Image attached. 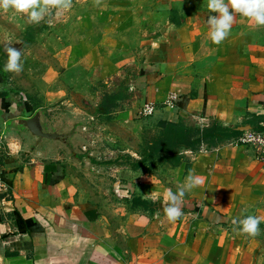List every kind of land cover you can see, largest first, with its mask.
<instances>
[{"label":"crops","instance_id":"obj_1","mask_svg":"<svg viewBox=\"0 0 264 264\" xmlns=\"http://www.w3.org/2000/svg\"><path fill=\"white\" fill-rule=\"evenodd\" d=\"M157 2L165 21L154 39L112 53L106 64L69 60L67 88L54 85L42 104L0 92L7 132L0 167L9 187L0 196V264H264L261 241L238 223L253 215L264 227V162L239 143L243 134L203 138L214 127L264 130V26L236 12L217 45L207 20L219 14L208 0ZM171 94L179 96L175 108L165 106ZM150 103L157 110L143 117ZM31 119L45 137L31 133ZM153 122L161 138L174 128L197 143L135 169L129 163L158 142ZM74 153L112 172L119 195L148 206L90 198ZM189 173L204 183L185 193L183 215L169 221L165 193Z\"/></svg>","mask_w":264,"mask_h":264},{"label":"rangeland","instance_id":"obj_2","mask_svg":"<svg viewBox=\"0 0 264 264\" xmlns=\"http://www.w3.org/2000/svg\"><path fill=\"white\" fill-rule=\"evenodd\" d=\"M70 2L68 9L51 7L39 23L30 22L28 13L13 9L0 10V92H12L25 99L29 98V101L33 100L36 105L42 104L51 87L66 86L69 60L75 65L85 60L91 64H106L112 53L135 47L143 39H154L158 27L165 21L162 19L164 17H160L163 8L157 0ZM5 45L21 51V72L4 70L8 60ZM99 84L102 90L113 88L112 83ZM75 99L80 105L86 106L84 99L78 96ZM63 109L62 106L61 113L65 112ZM158 129L153 122V141L161 138L158 136ZM164 135L166 134L163 133L162 137ZM138 140H143L142 132ZM141 147L142 145L136 148V152L142 154ZM73 157L79 162L74 173L83 182L90 198L103 201L107 206H148L141 199L127 200L126 195H119L116 188L112 187L113 173H101L102 169L98 168L97 161H90V155L82 159L81 155L74 153ZM103 177L107 180L102 181ZM257 238L264 249V227L259 228Z\"/></svg>","mask_w":264,"mask_h":264},{"label":"clouds","instance_id":"obj_3","mask_svg":"<svg viewBox=\"0 0 264 264\" xmlns=\"http://www.w3.org/2000/svg\"><path fill=\"white\" fill-rule=\"evenodd\" d=\"M234 12H230V7ZM71 6L70 0H0V10L7 11L13 9L20 13H28L30 22L39 23L50 11L51 7L68 9ZM208 9L219 15H212L207 20L210 26V38L213 43L219 45L228 35L234 20V14L240 13L244 17L253 19L257 25L264 26V0H208ZM7 47V45H5ZM8 60L4 65V70L19 73L23 70L21 62V51L12 47H7ZM153 109L145 106V114H150ZM204 183L200 176L189 175L185 179L183 187L176 192L167 191L165 197L170 200L169 206L165 209V214L169 221H176L183 215L182 198L187 191ZM233 224L237 221L233 220ZM240 231L249 235H257L261 218L248 215L239 220Z\"/></svg>","mask_w":264,"mask_h":264},{"label":"trees","instance_id":"obj_4","mask_svg":"<svg viewBox=\"0 0 264 264\" xmlns=\"http://www.w3.org/2000/svg\"><path fill=\"white\" fill-rule=\"evenodd\" d=\"M258 131H263L259 129ZM176 131L174 128L168 132L167 135H164L161 140H158L157 143L152 145L150 149L146 152V155L141 161H136L134 163H129L135 169H140L143 167L148 161L154 159L155 157H161L162 159L172 160L175 156V149L178 147H185V148H194L197 142H193L188 135L181 134L180 132ZM181 134V135H180ZM242 135L243 133L238 131H232L230 129H223L219 127H214L212 130L207 132L204 135V139H218V138H233L238 135ZM185 136V137H184ZM174 138H177V141L174 142ZM198 139L196 141H200Z\"/></svg>","mask_w":264,"mask_h":264},{"label":"built area","instance_id":"obj_5","mask_svg":"<svg viewBox=\"0 0 264 264\" xmlns=\"http://www.w3.org/2000/svg\"><path fill=\"white\" fill-rule=\"evenodd\" d=\"M179 99L177 94L169 95L168 99L165 102L167 108H175V105ZM153 111L150 114H145V108L142 111L143 117H152L156 112V106L153 103L148 104ZM7 132L3 120L0 118V164L5 157V147L7 141ZM239 143L248 148L254 149L260 159L264 162V130H250L243 132L242 137L239 140ZM9 192V187L6 183L5 177L1 171L0 167V196L7 194Z\"/></svg>","mask_w":264,"mask_h":264},{"label":"water","instance_id":"obj_6","mask_svg":"<svg viewBox=\"0 0 264 264\" xmlns=\"http://www.w3.org/2000/svg\"><path fill=\"white\" fill-rule=\"evenodd\" d=\"M26 126L29 128V130L31 131V133L35 136H39V137H45V134H43L38 125H37V122L35 119H31V120H28L26 122ZM252 130L251 127H247V128H243L241 129V131L243 132H246V131H250Z\"/></svg>","mask_w":264,"mask_h":264}]
</instances>
